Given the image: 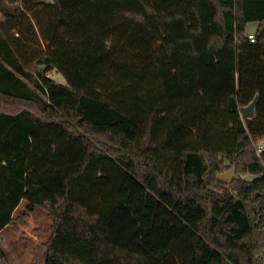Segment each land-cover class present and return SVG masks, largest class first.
<instances>
[{
	"label": "trees",
	"instance_id": "16d2710c",
	"mask_svg": "<svg viewBox=\"0 0 264 264\" xmlns=\"http://www.w3.org/2000/svg\"><path fill=\"white\" fill-rule=\"evenodd\" d=\"M4 1L0 231L38 207L44 264H264V0Z\"/></svg>",
	"mask_w": 264,
	"mask_h": 264
},
{
	"label": "rangeland",
	"instance_id": "374dc122",
	"mask_svg": "<svg viewBox=\"0 0 264 264\" xmlns=\"http://www.w3.org/2000/svg\"><path fill=\"white\" fill-rule=\"evenodd\" d=\"M1 3L0 19H3L5 14L12 12L14 6L8 4L4 0H1ZM247 28L251 30L252 24H248ZM48 75L58 83H65L63 76L55 72V70L51 71ZM237 176L243 179L251 178L250 175L237 174L236 172L234 178ZM25 209V204L23 203L19 206L16 214ZM51 222V218L44 210L35 207L33 211L29 212L27 227H20L22 230L21 234L15 233L10 225L6 226L3 231L0 232V248L4 253V258H0V264H44L45 254H42L37 260L33 259L32 253L23 247V243L19 240V236L24 235L32 239L35 243H41L46 239L47 234L36 236L33 230L38 227L47 229L51 225Z\"/></svg>",
	"mask_w": 264,
	"mask_h": 264
},
{
	"label": "water",
	"instance_id": "95a60500",
	"mask_svg": "<svg viewBox=\"0 0 264 264\" xmlns=\"http://www.w3.org/2000/svg\"><path fill=\"white\" fill-rule=\"evenodd\" d=\"M44 66H40L39 69H42ZM257 102V97H254V99L246 106H244L241 110L242 116L244 117H252L254 115V108ZM236 168L233 166L231 169L218 173L216 175V178L219 182L223 184H229L232 182V180L235 177Z\"/></svg>",
	"mask_w": 264,
	"mask_h": 264
},
{
	"label": "built area",
	"instance_id": "2783aa9c",
	"mask_svg": "<svg viewBox=\"0 0 264 264\" xmlns=\"http://www.w3.org/2000/svg\"><path fill=\"white\" fill-rule=\"evenodd\" d=\"M248 39L253 42L254 41V35L253 33H248L247 35ZM253 149L256 154V156L262 160L263 167H264V140L253 142ZM264 173V172H263Z\"/></svg>",
	"mask_w": 264,
	"mask_h": 264
},
{
	"label": "crops",
	"instance_id": "0c3cea01",
	"mask_svg": "<svg viewBox=\"0 0 264 264\" xmlns=\"http://www.w3.org/2000/svg\"><path fill=\"white\" fill-rule=\"evenodd\" d=\"M249 24H252V28H251V30H248V28H247V26H246V29H247V31L248 32H254L255 31V29H256V27H257V23H249ZM3 231V230H2ZM1 232V231H0Z\"/></svg>",
	"mask_w": 264,
	"mask_h": 264
}]
</instances>
